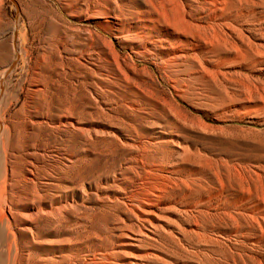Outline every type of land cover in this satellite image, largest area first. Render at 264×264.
<instances>
[{
  "label": "rangeland",
  "instance_id": "1",
  "mask_svg": "<svg viewBox=\"0 0 264 264\" xmlns=\"http://www.w3.org/2000/svg\"><path fill=\"white\" fill-rule=\"evenodd\" d=\"M0 2V84L5 82V103L19 99L11 113L21 108L31 89L38 58L48 44L57 43L66 44L68 52L59 47L67 65L64 71L56 70L62 76L55 81H61V94L69 96L77 111L87 108L89 113L82 120L86 137L79 132L49 129L40 142L37 190L44 197L57 194L64 201L71 198L74 204L64 211L62 219L40 222L37 245L31 246L30 252L24 250L31 255V262L36 259L48 264L52 257L61 261L64 256L80 260L107 250L116 251L121 264H171L176 259L198 262L209 257L214 264H224L226 258L238 253L248 256L252 264H264L261 234L257 239H240L232 232L237 225L228 223L212 236L213 243L199 244L194 235L185 242L181 232L185 226L180 222L183 216L172 206L171 198L167 205H158L156 227L141 228L123 203H129L133 190L142 188L145 175L154 165L175 167L182 171L180 175L203 171L207 180L218 169L256 173L264 184L263 67L224 56L229 61L214 63L222 67V75H213L212 83L197 82L181 98L162 70V53L181 48L180 43L157 49L158 58L151 53L136 56L129 44L115 40L84 18L72 16L66 0ZM134 7L127 11L140 9ZM260 16L240 20L238 26L253 44H264V20ZM14 37L17 54L12 50ZM158 37L162 38L153 36ZM110 42L129 81L122 80L112 64ZM47 57V62H57V55ZM128 57L132 60L127 61ZM79 64L92 69L91 75H86ZM97 72L103 75V82H99ZM57 90L52 87L50 93L57 94ZM154 101L163 108L156 107ZM126 105H135L137 112H129ZM155 140L162 143L149 149L147 156L140 141ZM51 178L60 179L58 191L43 188ZM26 190L34 189L29 186ZM216 223L219 226L220 222ZM14 255L12 251L11 257ZM9 257L8 242H0V264H7Z\"/></svg>",
  "mask_w": 264,
  "mask_h": 264
},
{
  "label": "bare ground",
  "instance_id": "2",
  "mask_svg": "<svg viewBox=\"0 0 264 264\" xmlns=\"http://www.w3.org/2000/svg\"><path fill=\"white\" fill-rule=\"evenodd\" d=\"M64 4L72 16L84 18L108 31L115 40L129 44L136 56L151 53L158 58L160 54H155L157 49L180 43L181 48L162 53L165 55L162 57V70L181 98H185L197 82L212 83L213 75H222V67L215 65L227 62L224 56L232 57L231 60L236 62L250 61L252 66L264 69V52L261 50L264 44H253L250 36L245 37L238 27L240 20H254L257 15L264 20V0H66ZM134 6L141 10L127 11ZM258 9L260 13H257ZM93 35L101 40L98 33ZM154 35L162 38H153ZM57 45L48 44L49 47L43 51L45 53L38 58L30 80L31 89L17 112L12 114L11 110L19 99L5 103V82L0 84V242H8L10 257L7 264H43L36 259L31 262L28 259L31 255L27 256L24 250L30 252L29 248L37 245L40 222L57 221L74 204L71 198L64 201L57 194L44 197L37 190L40 184L37 177L38 149L45 132L51 129L79 132L82 137L87 135L82 126V120L89 116L87 108L77 111L69 96L61 94V81H55L56 77L62 76L56 70L64 71L67 65L59 47L68 52L66 44ZM107 46L121 79L129 81L122 72L114 43H107ZM254 48L258 49L257 52ZM12 50L17 54L16 37L12 41ZM47 54L57 55V62H47ZM96 56L101 60L100 53ZM131 60L127 58V61ZM14 65L15 62L11 69ZM79 65L86 75H91L92 69ZM95 74L100 75L99 82H103V75ZM52 87H57V94L50 93ZM154 105L163 108L160 102L154 101ZM124 107L131 113L138 110L135 105ZM141 141L139 146L147 156L149 149H156L162 143ZM181 172L175 167L151 166L142 188L131 192L129 203L123 202L141 228L156 227L158 205H167L166 200L171 198L170 203L183 216L180 219L185 226L181 231L182 241L189 242V237L194 235L199 244L213 243L212 236L221 231L220 226L228 223L237 225L232 232L240 239H257L259 234L264 236V184L261 175L218 169L208 181L203 171L195 175H180ZM59 183L60 179L51 178L42 186L58 191ZM29 186L34 189L32 192H27ZM216 222H220L219 226ZM12 251L15 252L13 258ZM117 258L116 251L102 250L80 260L64 256L57 261L52 257L47 263L121 264ZM157 258L162 259L161 256ZM212 260V257L198 262L176 259L171 264H214ZM224 261V264H252L244 253L229 256Z\"/></svg>",
  "mask_w": 264,
  "mask_h": 264
}]
</instances>
